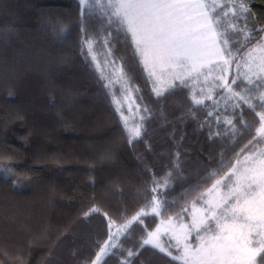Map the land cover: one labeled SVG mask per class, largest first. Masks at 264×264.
Segmentation results:
<instances>
[{
	"label": "trees",
	"instance_id": "trees-1",
	"mask_svg": "<svg viewBox=\"0 0 264 264\" xmlns=\"http://www.w3.org/2000/svg\"><path fill=\"white\" fill-rule=\"evenodd\" d=\"M247 4L248 28L264 27V0ZM79 20L78 0H0V264H89L109 220L131 219L165 179L161 215L134 222L101 264H182L141 247L142 238L260 145L249 144L259 117L243 103L230 110L205 101L207 116L188 88L156 96L130 40L114 32L109 58L123 65L145 117L129 143L112 99L121 86L111 88L82 49ZM105 34L97 36L99 57Z\"/></svg>",
	"mask_w": 264,
	"mask_h": 264
},
{
	"label": "snow or ice",
	"instance_id": "snow-or-ice-1",
	"mask_svg": "<svg viewBox=\"0 0 264 264\" xmlns=\"http://www.w3.org/2000/svg\"><path fill=\"white\" fill-rule=\"evenodd\" d=\"M78 4L81 46L87 48L102 79H108L104 68L109 63L115 66V60L100 64L95 52L97 36L101 31L106 33L103 46L111 57L113 33L116 37L122 34L125 41L130 40L156 96L179 87L189 89L194 108L207 110L205 101L217 105L216 95L225 101L235 99L237 108L243 102L259 117V127L249 144L253 140L256 145L264 142V27L248 28L251 10L247 0H78ZM113 75L128 83L122 64ZM125 92L130 95V89L125 88ZM114 102L121 111L120 101ZM206 115L213 112L207 110ZM121 118L129 143L140 138L142 123L129 126L123 112ZM225 123L233 125L231 119L226 118ZM212 175L219 178L192 202L191 223H183L187 208L175 218L161 219L155 230L146 231L141 247L150 246L182 264H264V149L250 150L223 175ZM153 183L150 192L155 195L146 197L144 208L131 219L119 226L109 220L108 238L89 264H101L109 247H117L113 237L127 232L134 222L143 223L142 217L149 214L161 215L165 201L160 190L167 188L168 181ZM193 233L195 245L188 242ZM133 255L128 252V256Z\"/></svg>",
	"mask_w": 264,
	"mask_h": 264
},
{
	"label": "rangeland",
	"instance_id": "rangeland-1",
	"mask_svg": "<svg viewBox=\"0 0 264 264\" xmlns=\"http://www.w3.org/2000/svg\"><path fill=\"white\" fill-rule=\"evenodd\" d=\"M96 52V51H95ZM96 55H97V60L100 62V64L103 66L105 65V62L106 61H110V58L107 56V54H105V56H100L99 57V54L96 52ZM91 57V56H90ZM139 58V57H138ZM93 61V60H92ZM94 63V62H93ZM142 65V64H141ZM94 66H95V63H94ZM143 67V66H142ZM96 68V66H95ZM115 68H118L117 65L113 66L111 63H109L107 65V67L104 68V75L105 77H107L108 79H106L108 85H110L111 88H113L112 86L113 85H120L121 87H119L118 89V94L117 95H113L112 94V99H113V103H114V106H115V109L117 110V107L118 105L114 102L116 100H119L120 101V109L121 111H117L120 118H121V112L124 113V115L128 118V123H129V126H132L134 123H138L140 117H141V113H140V110L137 111V103L134 101V98L132 96V91L130 90V95H127L126 92H125V88H128V86L124 83V81H120V80H117L116 77L113 75L114 71H115ZM97 70V69H96ZM99 72V71H98ZM100 73V72H99ZM146 73V72H145ZM147 75V73H146ZM148 77V75H147ZM109 80L113 81L111 84H109ZM150 82V86L151 88L153 89V84L152 82L149 80ZM110 88V89H111ZM130 89V88H128ZM112 90V89H111ZM153 91V90H152ZM127 97V98H126ZM215 100H218L219 103L217 104L218 107H222V108H229L230 110L232 109V107L237 103V101L235 99L233 100H227L225 101L224 99H221L220 95H218V97L215 98ZM259 102V101H258ZM240 103H243V102H240ZM253 103H255V100L253 101ZM131 108V111H129V109ZM122 120V118H121ZM122 123L124 125V122L122 120ZM256 147H259L261 149H264V142H262L259 146H256ZM256 147H253V151L256 149ZM245 155V154H244ZM243 155V156H244ZM243 156L240 158L242 159ZM198 207L200 206L197 205ZM191 207L190 209L188 210V212H186V218L187 219H184L183 217V223H186V224H190L191 223ZM149 215H153V214H149ZM161 221V220H160ZM160 221L158 222V224L156 225V227L160 224ZM174 222L179 224L181 221L180 220H175L174 219ZM119 226V225H117ZM155 227V228H156ZM155 228L153 230H155ZM152 230V231H153ZM111 231L115 232V228L111 229ZM122 234V233H121ZM121 234H117V236H114L113 237V241L116 243V240L118 239V237L121 235ZM162 239H167V237H162ZM190 244H193L195 245L196 244V240H195V233H193V235L191 237H189V241H188ZM172 243H174V241H172ZM111 247H109V252L111 251ZM175 251V253H173V255H176V250L175 249H172V252ZM171 257V256H170ZM104 258V257H103ZM102 258V259H103ZM172 258V257H171ZM95 259V258H94ZM179 261V260H177ZM180 263H182L181 261H179Z\"/></svg>",
	"mask_w": 264,
	"mask_h": 264
}]
</instances>
